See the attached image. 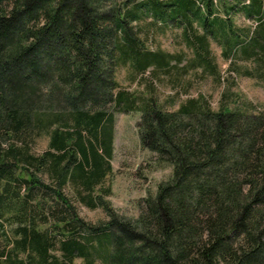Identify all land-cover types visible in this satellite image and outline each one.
<instances>
[{"label":"trees","instance_id":"trees-1","mask_svg":"<svg viewBox=\"0 0 264 264\" xmlns=\"http://www.w3.org/2000/svg\"><path fill=\"white\" fill-rule=\"evenodd\" d=\"M214 11V0H0V264H264V114L201 97L173 109L116 80L121 68L131 82L169 76L181 54L150 46L168 29L209 52L211 27L229 22ZM262 12L261 0L245 7ZM255 33L242 50L263 47L264 25ZM130 112L142 147L172 168L134 220L103 187L114 115ZM71 198L108 220L84 221Z\"/></svg>","mask_w":264,"mask_h":264},{"label":"rangeland","instance_id":"rangeland-1","mask_svg":"<svg viewBox=\"0 0 264 264\" xmlns=\"http://www.w3.org/2000/svg\"><path fill=\"white\" fill-rule=\"evenodd\" d=\"M251 0H214L215 16L229 21L226 27H211L214 34L208 33L205 43L209 52L200 48L201 54L195 55V48L185 43L181 29L172 28L163 34H156L150 45L172 54H181L182 63L171 74L154 78L148 71L140 80L130 81V72L121 68L116 73L120 87L132 92H141L145 86L154 89V97L158 102L167 104L174 101L175 108L190 98H203L213 110L227 108L247 113L264 114V45L249 52L245 49L248 38L255 36L257 29L264 25V0L262 16L248 17L245 7ZM200 4V1H199ZM232 8L229 9L228 8ZM204 14V12H203ZM216 18V17H215ZM195 27V26H194ZM190 37L203 31L196 28L189 30ZM193 34V35H192ZM234 40L236 43H234ZM229 49V44H233ZM264 44V43H263ZM203 54V55H202ZM205 58L208 68L201 64L199 58ZM167 108L169 109L168 105ZM139 112L116 113L114 115L113 151L110 160L112 173L107 177L103 187L110 188L108 200L115 212L126 220H134L139 216L142 200L154 196L159 183L168 180L172 174L171 166L157 162L156 155L143 148L137 132ZM47 139H41L35 146V152L46 149ZM67 191H64L66 194ZM67 195V194H66ZM78 216L93 225H100L108 220L101 209L90 210L81 206L71 198ZM5 224V231H9ZM58 254V253H56ZM75 264H81L76 260Z\"/></svg>","mask_w":264,"mask_h":264}]
</instances>
